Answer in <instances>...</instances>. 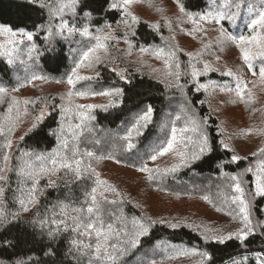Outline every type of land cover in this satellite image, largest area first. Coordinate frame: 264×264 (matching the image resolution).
Here are the masks:
<instances>
[{
  "label": "trees",
  "instance_id": "trees-1",
  "mask_svg": "<svg viewBox=\"0 0 264 264\" xmlns=\"http://www.w3.org/2000/svg\"><path fill=\"white\" fill-rule=\"evenodd\" d=\"M154 1L142 0L139 4L149 7L157 6L156 10H161L162 3L158 1L155 3ZM111 2L112 0H80L75 16L71 13L65 14L67 15L65 18V15L63 16V19L67 20L69 24L80 28L87 25L91 30H94L92 32L95 34L97 29H103L101 35L111 31L113 35L120 37L119 41L109 42V53L103 58L102 63L92 69L83 68L80 71L84 76H91L94 79L77 82L75 90L100 92L119 87L124 91L122 98L114 97L117 101L122 99L119 106L110 107L107 111L99 107L93 109L92 115L95 116V119L87 122V126L79 137L80 151H92L97 157H103L99 160L92 159L90 161L96 172L101 163H113L117 167L142 174V184L155 194L178 200H197L202 202L211 212L222 216L226 220V224L235 221L231 216L225 214L229 209L224 208L223 194L230 192L228 185L231 181L224 174H238L249 166L254 169L259 158L252 156L241 159L237 163H231L233 153L225 149L220 143L217 118L211 115L209 107L204 103L207 101L206 93L196 91L197 82H193L189 67L190 64H193V60L189 61L188 65L183 50L177 51L182 72L179 83L184 86L182 91L175 87V82L170 80H174V77L165 80L164 75L161 74L142 73L127 60L129 49L125 51L118 47L121 40L125 39L122 35H127V39L132 44L131 52L136 53L140 52L141 46L149 49L156 47L165 49L174 47L177 49L174 40L175 32L172 34L168 30L166 23L168 21L152 24L143 20L141 15L136 16L139 20L138 24H131L129 21L130 27L118 23L121 20V12L109 10ZM179 2L184 5L188 12L194 14L205 13L212 6V0H179ZM239 2L241 3L242 14L238 15V25L236 23L231 25L227 19L220 23V27H223L226 33L237 38L242 34L247 35L246 25L244 22L241 23V18L245 8H248L252 0H239ZM56 3L57 0H0V25L11 27L14 31L23 29L35 33L32 43L39 50L37 65L46 79H38V81L54 84L66 82L67 76L75 67V62L79 59L81 51L89 45V40L83 39V48L74 50L70 54L66 43L57 41V44L46 50L44 47L47 46L46 40L51 38L52 40L55 38L59 40L68 39L57 34L60 19L50 17L47 5ZM85 11L91 13L90 19L84 16ZM225 11L228 10L225 9ZM231 11L235 12V7ZM246 17H243L244 21ZM105 25H111V28L109 29ZM152 25H159V30L154 29ZM49 27L52 28L51 36L48 35ZM177 28L180 31H177L175 36L177 33H185V30H182L180 26ZM171 30L175 31L174 28ZM45 37L48 38L45 39ZM209 59L212 60L211 57ZM15 67V62L9 64L7 59L0 55V87L8 89V97L10 92H16L13 89L19 90L23 87L17 80L15 81L14 77L17 73ZM97 72L100 73L99 77L96 76ZM116 72H122L130 82L121 80ZM36 81L33 80L26 85L27 91L32 90L35 93L26 99L38 100L41 98L38 94L41 92L38 88L40 84ZM209 81L220 85L225 84L229 79H225L220 72L215 70L209 71L207 75L198 79V83ZM201 101H203L202 104ZM148 105L154 109L153 122L142 130V135L133 141L134 147L128 149L127 142L121 137L125 134L127 127L134 122V118L146 110ZM185 109L194 112L198 118H208L207 132L212 151L206 153L200 160L190 163L187 167H182L174 173H154L155 178L149 181L147 179L148 174L138 171V168L141 166L161 170L171 168L156 165V161L153 162L150 156L165 141L171 121L177 114H182ZM49 112L50 115L45 117L44 123L34 131H28L24 135V140H20L13 151L10 164L14 169L22 163L20 158L23 152H50L56 147L57 137L50 134V131L59 127L57 122L60 120V112L57 109ZM2 113L0 111V115ZM182 124L183 121L178 122V126H182ZM97 132L112 136L111 140L107 142L108 144L102 145L99 139L91 142L93 134H97ZM3 142L4 138L0 137V167H3L2 155L6 151L2 148ZM110 144L114 145L115 151L109 148ZM25 159L27 158L25 157ZM88 162V158H85V163ZM1 174L2 172H0ZM6 176L8 182L4 207L8 212L19 211V215L12 218L11 222L6 225H0V264H15L18 259L25 261L26 264H89L88 257L79 256L70 244V241L75 238L74 233L61 230L54 236H49L50 225H46L42 229L37 219V213H39L40 219H60L62 218L59 215L60 206L67 204L69 205V215H75L71 212V207L87 206L84 204V193L90 191L95 177L89 179L85 175L83 179L77 180L74 175L65 170L50 176H42L40 188L43 189L44 194L39 196L37 205H31L28 212H23L19 209L14 198L19 193L12 191L17 188L21 178L16 175L15 171H7ZM50 179L55 181L54 186H49ZM243 179L246 181L244 184L246 192L254 191L253 175L248 173ZM111 180L114 183L118 182L113 177ZM206 180L209 182L208 188L204 186ZM192 182L197 183L198 186H188ZM109 185L115 188L120 195L117 196L113 192H104L103 196L98 194V199L101 201L105 199L116 201V204H103L106 212L112 211L119 215L120 210H123L124 215L128 218L132 216L146 217L156 221L150 228V234L142 238L141 245L124 257L123 264H151L152 260H155L157 264H178L181 261L187 262L196 256L181 255L174 259L168 258L184 249L207 252L210 259L205 261L202 257L203 264H229L242 258L246 260L245 264H256L257 261L254 257L258 258L257 254L264 256V231L260 226L254 234L247 237L243 244L237 239L226 241L224 244L213 242L210 239L206 241L193 227L182 225L175 229L171 228V224L165 218H157L158 214H153L148 207L143 206L144 204L142 206L135 204L130 193L126 195L114 185ZM204 197H208V200H205ZM252 204V219L257 225L264 223V197H255L252 199ZM217 208H224V211H217ZM34 220H36L35 223H33ZM197 229L202 230L204 228L197 226Z\"/></svg>",
  "mask_w": 264,
  "mask_h": 264
},
{
  "label": "snow or ice",
  "instance_id": "snow-or-ice-1",
  "mask_svg": "<svg viewBox=\"0 0 264 264\" xmlns=\"http://www.w3.org/2000/svg\"><path fill=\"white\" fill-rule=\"evenodd\" d=\"M142 0H112L109 5V10H119L121 12V20L118 23H123L130 27L131 24H138V18L130 11L131 6L136 3H140ZM180 12L188 17V20L193 24V29L188 35L194 36L197 32H202L204 29L201 27L200 22L204 23H216L220 24L222 20H229L234 22L239 15L241 3L239 0H212V6L209 11L202 14H194L188 12L184 5L177 0ZM264 4V0H261ZM80 4V0H57L56 4L47 5L49 8V14L52 19H60L58 25L57 34L63 35L67 32L68 36H72L77 32L81 37H86L89 40V45L81 51L79 59L75 62V67L72 68L71 73L67 76L66 83L69 86L67 92V98L69 101L73 96L87 99L95 96H107V97H123L124 91L122 88L116 87L105 91H79L76 89V84L82 80H92L91 76H82L79 74V70L84 67L88 69L94 68L96 65L102 63L103 58L109 53V42L119 41L120 37L112 34L108 31L106 34L101 35L103 29H97L96 34L89 32L87 26L82 28L76 25L69 24L63 20L65 13H71L73 16L77 14V8ZM43 6V5H42ZM235 7L236 11L231 9ZM214 9V10H213ZM227 9L228 11H225ZM159 10V9H158ZM248 10L250 13H254L253 17L247 23V28L251 35H240L238 38L225 32L223 27L219 29V36L217 37V44L221 47L230 42L240 51V58L245 65L248 66L249 71L253 70V61L261 59L264 61V7L256 8L254 5L249 4ZM84 16L91 18V13L84 12ZM169 28H171V22H166ZM43 27V26H41ZM107 28H111V25H105ZM156 30H159V25H152ZM134 34V33H133ZM35 33L32 31L19 30L14 31L11 27L0 25V37H4V41L0 42V55L8 58V63H13L14 54L20 51V46L25 44V41L32 42ZM48 35H52V28H48ZM19 37V39L17 38ZM48 37H45L47 39ZM94 41V43H91ZM124 42L129 45L128 54L131 55L132 44L125 35ZM29 58L31 54L36 51V45L30 43L28 46ZM209 45H205V48ZM140 53H148L155 59L161 60L164 64V78L167 80L169 77H174L175 87L183 90V85L179 83L182 72L181 64L177 56L178 49L169 47L167 49L163 47L145 48L143 46L139 49ZM103 54V55H101ZM190 60L194 57L192 54H188ZM199 55V54H197ZM191 77L193 82H196L200 76H205L209 71H214L211 65L204 63L203 69L200 70L195 64H190ZM114 70V69H113ZM115 71V70H114ZM154 72L160 71L159 69H153ZM253 75L256 72L252 71ZM117 76H120L121 80L130 82L122 72H116ZM223 75L232 77L236 81L234 89H227L229 92L234 93L239 102L244 103L246 106H250L254 103V98L251 91L247 88V82L244 81L241 76L229 70L223 73ZM97 77L100 73L97 72ZM259 78L261 82H264V66L259 70ZM32 79H45L43 76L34 75ZM215 82L209 81L208 84L196 83V91L201 89L207 91L209 88H215ZM18 89H13L17 91ZM223 90V89H221ZM8 89L0 87V104L7 103V108L3 114L0 115V137L4 138L2 145L3 149H11L12 139L11 135L15 131L16 125L21 121L23 117L29 115L28 105H34L39 107L41 103L44 107L39 109V114L33 117L29 132L34 131L39 125L44 123L45 117L50 115L48 110V104L46 98L38 100H18L15 97L7 96ZM65 97H61L64 100ZM119 103H122V99L117 101L112 99L106 105L86 104V105H71L65 106L59 105L60 108V120L57 122L59 127L51 130L50 134L57 137V145L50 152H23L21 155V161L15 169L10 164V156L5 151L3 152L2 159L4 162L9 163L7 171H15L16 175L21 178L20 183L16 189L12 190L14 193H19L15 196L19 209L23 212L29 211V206L37 205L39 203V196H42L43 189L40 188V178L45 175H52L61 170H65L67 173H71L77 180H81L88 176L89 179L95 177L93 186L90 191H85L84 204L86 207H71V212L75 215H69V205L61 204L60 216L62 218H39L37 213V219L43 229L46 225H50L48 235L54 236L59 231H71L75 234V238L70 241L73 249L76 250L79 256H87L89 264H123L124 257L129 255L132 250L137 249L142 242V238L147 237L150 234V228L156 223L155 220H151L146 217L132 216L128 218L124 215L123 210H120V214L116 215L115 212L105 211L103 204H116L115 200L98 199L104 195V192H113L115 195L120 194L107 183V181L100 179L99 173L92 168V159H102L103 157H97L92 151L81 152L79 149L78 141L84 128L87 126V122L94 120L95 116L92 115L93 109L99 107L104 111H107L110 107H117ZM201 104L203 101L200 102ZM56 106H52V111H55ZM74 112L76 119L79 123L72 124L66 113ZM154 109L151 105H148L146 110L139 113L134 122L127 127L125 134L121 137L122 140L127 142V148L134 147L133 141L142 135V130L146 129L149 124L153 122ZM183 121L182 126H178V122ZM208 118H198L192 111L185 109L182 114H177L171 121L170 130L167 134L165 141L153 152L150 159L155 162L159 156H164L169 153H174L178 158V163H175L168 169H153L147 166H141L138 171L147 173V179L149 181L155 178L154 173L167 174L169 172L174 173L182 167H187L190 163L198 161L206 153L212 151L210 144L209 134L207 132ZM244 134H251V131ZM26 135V134H25ZM24 136L20 137V140H24ZM221 145L231 151L228 144L221 140ZM254 157H264V147H261L258 152L253 153ZM25 157L27 159H25ZM85 158H88V163H85ZM241 160L239 155L231 156V163H237ZM5 169L0 167V172H4ZM251 173L254 177V191L246 192L244 184L246 181L243 177ZM228 180L231 183L228 185L230 189L229 193L223 194L224 208L229 209L225 212L226 215L232 217L233 220H239L242 225L235 232H229L227 235H213L209 237L204 235L203 238L207 241L211 239L213 242L224 244L226 241L237 239L243 244L250 234H254L255 227L252 221V199L255 197H264V159H260L256 165V168L249 166L244 168L238 174H227ZM0 225H6L11 222L12 218L19 215V211L8 212L4 207L6 200V185L8 177L6 175H0ZM49 186H54L55 181L49 180ZM252 197V199H249ZM208 200V197H204ZM234 206V207H233ZM224 208H217V211H224ZM36 220L33 221L35 223ZM61 226H63L61 228ZM262 231H264V223L259 224ZM171 228L175 229L176 224H171ZM211 231V230H208ZM187 255H200L204 260L210 259L207 252H198L196 249H184L179 250L176 255L169 256V259L177 258V256ZM258 255L256 264H264V256ZM15 264H26L23 260H17ZM151 264H157L155 260L151 261ZM203 264V262H202ZM234 264H241L239 261H235Z\"/></svg>",
  "mask_w": 264,
  "mask_h": 264
},
{
  "label": "rangeland",
  "instance_id": "rangeland-1",
  "mask_svg": "<svg viewBox=\"0 0 264 264\" xmlns=\"http://www.w3.org/2000/svg\"><path fill=\"white\" fill-rule=\"evenodd\" d=\"M162 3L161 10L157 11V6H145L139 3L133 4L131 6V12L135 15H141L143 20L159 24L163 22H171V28H174L175 31H172L168 26V30L173 32L180 31L177 27L180 26L182 30H185V33H177L174 40L176 42V47L178 50H183L186 56V61L189 65V61L193 60V64L200 67L198 69L202 70L204 63L211 65L212 69L217 72H220L222 75L226 71H233L234 73L241 76V78L247 82V88L251 91L254 103L250 106H246L244 103L239 102L235 97L234 93L229 92L227 89H234L236 86V81L232 77L223 75L225 79H229L225 84L216 85V87L209 88L207 91L201 89L207 95V101H204L205 104L210 109L211 115L217 118L219 125V133L221 140L224 143L228 144L229 148L233 155H239L241 159H246L252 157L253 153L258 152L261 147H264V82L260 81L259 70L264 66V61L261 59L254 60L253 70L256 72V75L252 74V71H249L248 66L244 64L240 58V51L230 42H226L222 47L217 44V37L219 36L220 24L216 23H201V27L204 29L202 32H197L192 35L187 33L191 32L193 29V24L180 12L177 0H155L154 2ZM257 1V2H256ZM256 2V3H255ZM256 8L264 7V4L261 3V0H252L250 3ZM214 10V9H213ZM156 12V13H155ZM67 14V13H65ZM64 14V15H65ZM239 14H242V9L240 8ZM68 15V14H67ZM65 15L64 18L67 16ZM254 13H250L248 8H245L243 17L247 16L245 21L242 17L243 22L246 25L247 35H251L250 31L247 28V23L253 17ZM59 19V18H57ZM234 22L229 21L231 25H238L239 21ZM67 22V20L63 19ZM87 26V25H86ZM88 27V26H87ZM82 28V27H81ZM89 32L95 34L94 30H91L88 27ZM246 35V36H247ZM63 37H67L66 40H59L55 38L54 40H46V45L44 46L46 50H49L51 46L57 44V41L66 43L67 48H69V53L72 54L74 50L83 48V39L88 40L86 37H81L79 33L72 36H68L65 32ZM125 38V35H122ZM19 39V37H17ZM4 41V37H0V42ZM65 41V42H64ZM32 42L25 41L24 45L20 46V51L14 54L13 62L16 63L17 73L15 75V81L20 85H23L22 89L17 90L16 92H10L9 97H15L18 100H24L28 96H33L34 91H27L26 85L38 79H32L34 75L44 76L40 71L39 66L37 65V58L39 57V50L36 47V51L31 54L29 58L28 54V45ZM178 44V46H177ZM205 45L209 47L205 48ZM119 48L127 51L129 46L124 40H121L118 45ZM188 54H192L194 57L190 60ZM199 54V55H197ZM7 61L8 58L4 56ZM211 57L212 60L209 59ZM127 60L133 64L139 71L142 73L148 74H161L164 75V64L161 60L155 59L152 55L148 53L131 52V55H127ZM209 60V62H208ZM197 63V64H196ZM134 67V68H135ZM82 67L79 70L81 74ZM135 68V69H136ZM136 69V70H137ZM153 69H159L160 71L154 72ZM191 70V69H190ZM201 77V76H200ZM199 79V78H198ZM41 80V79H39ZM46 80V79H43ZM175 82V79H170ZM36 81V82H37ZM40 85L38 88L41 90L39 96L41 98L47 99L48 110L51 111L52 106H56L60 112L59 105L64 104L65 106L71 105H86V104H96V105H106L114 97L107 96H95L89 97L87 99H82L76 96H73L71 100L67 98V92L69 91V86L66 82L64 83H50L38 81ZM198 83V80L196 81ZM35 83V82H34ZM208 84V82H204ZM223 89V90H221ZM82 91V90H80ZM65 97L64 100H61V97ZM40 98V99H41ZM29 115L23 117L20 122L17 123L15 131L11 135L12 147L11 149H6V152L11 158V155L18 143L20 142V137L24 136L28 129L31 127V122L33 117L39 114V109L44 107V104L41 103L39 107L34 105H28ZM7 108V103L0 104V111L4 112ZM178 110L177 108H175ZM3 114V113H2ZM68 120L72 124L79 123V120L76 119L74 112L66 113ZM60 118V116H59ZM166 121V119H165ZM251 131V134H244L245 132ZM110 135L104 133L93 134L91 142L95 139H99L102 145L108 144L107 142L111 140ZM113 151L116 150L114 145H109ZM228 150V149H227ZM264 159V157H258ZM178 158L174 153H169L164 156H159L156 160V165L162 167H171L173 164L178 163ZM258 160V161H259ZM258 161L255 163L254 169ZM3 168L5 169L1 175L7 174V169L9 168L8 162H3ZM97 173L102 180L107 181V183L114 185L117 189L124 194H131L134 199V203L137 205L146 206L153 214H158L157 218H165L170 224H176L177 226L186 225L189 227L195 228L202 237L206 234L209 237L213 235H227L229 232H235L242 227L239 220H235L226 224V220L213 212H211L202 202L197 200H178L168 198L162 195L155 194L151 190L144 187L142 184L143 175L138 172H132L130 170L117 167L113 163L103 162L98 166ZM117 179L118 182L114 183L112 179ZM254 180V177H253ZM188 186L196 187L197 183L192 182ZM205 188L209 187V182L206 180L204 184ZM166 213V214H165ZM264 215V214H263ZM255 230L259 227L257 223L252 219ZM197 226L203 227L204 229L199 230ZM216 228V229H214ZM211 230V231H208ZM211 240V239H210ZM257 261V257H254ZM203 258L196 255L191 259L186 261H181L178 264H201ZM235 261L245 264L246 260L244 258L234 260L229 264H234Z\"/></svg>",
  "mask_w": 264,
  "mask_h": 264
}]
</instances>
